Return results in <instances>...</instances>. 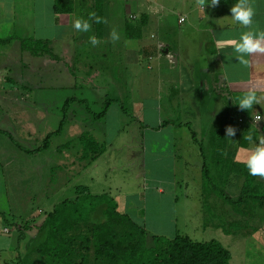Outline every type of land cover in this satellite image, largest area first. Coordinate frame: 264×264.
<instances>
[{
  "label": "crops",
  "instance_id": "crops-1",
  "mask_svg": "<svg viewBox=\"0 0 264 264\" xmlns=\"http://www.w3.org/2000/svg\"><path fill=\"white\" fill-rule=\"evenodd\" d=\"M36 1L38 0H0V33H14L17 38L31 37L19 34L36 31L35 25L37 21L42 23L39 18L42 13L39 14L38 11L45 12V17L50 19L46 23L50 21L57 29L66 28L72 24V16L75 13L74 5L72 12L58 14L54 11L55 2L58 0H42V2L46 1V4L42 8H38ZM62 1L74 2V0ZM91 1L93 2V0ZM120 1L123 2L124 8L123 17L120 18L123 22L126 38L138 41L136 52L131 51L134 55L133 60L139 62L143 58L145 60L148 58V62L155 61L157 67H161L167 61L172 67L169 68L170 70L178 69V76H175V79L166 78L171 85L169 94L166 92L165 97H167V100L163 102L160 93L152 98L153 111H150L149 105L145 107L144 101L134 99L135 95L132 93H127L126 95L127 98L132 96L129 100L131 108L129 107L128 111H126L121 105L122 110L127 114H131L132 112L136 114L140 110V115L143 116L146 112H153L156 123L150 128L153 129L154 133L163 132V138L162 140L153 139L151 144L147 145L145 138L141 139L138 136V124L137 126H133V123L130 122L132 135L133 131L137 135L132 136L133 138H122L119 129L115 136L108 139V127L103 120L107 118L108 111L113 102H118L114 100L106 109L105 115L99 120L101 127L98 130L97 137H94L87 130L81 131L75 137L82 146L80 157L83 161L87 160L88 162V165H84L80 173H87L89 177L87 181L85 179L83 182H78L77 185L73 181L68 185L74 188L79 185L86 186L94 195L107 194L116 201L118 205L117 211L120 214H127L122 212V204H129V201L126 203L125 200L122 203L121 196L124 190L117 184H114L113 187L112 183L108 185L107 174L113 176L118 171L126 170L129 172L128 170H131L135 176L146 178L148 168H150L148 160L157 161L159 160L156 155L158 152L166 153L172 162L171 171L178 172L181 170L184 172L183 176L186 177H190L195 171H198V229L201 230L202 237H198V240H196L186 233H176V235H188L193 240L201 242L212 239L220 241L231 253L230 264H256L261 262L259 258H264V233L257 236L259 239V249L246 250V248H243L240 250V247L235 249L234 239L238 235L233 232L230 225L234 224L238 219L243 220L247 217H250V222L256 220L258 222L260 220L258 209L264 201H259L258 204L256 202L254 204L244 202L243 207L247 204L250 208L236 211L233 202H228L222 195H219L218 185L206 186L204 184L203 175L204 164L206 163L209 168L210 178L211 176L223 178L225 183L220 188L226 195L235 200V195L231 193L230 189L233 188L236 196L239 197L244 187V177L240 174L236 175L233 171L234 169H231L229 162L233 166L237 154L245 153V151H249L254 147V145L249 144L247 141V135L252 134L254 139L259 135H264V54H253L250 57V68L245 67L234 58L232 45L238 39L239 33L246 31L243 26L233 24L231 17L228 16L231 15L230 9L232 4L236 3V0H221L217 7H206L205 11L198 7L197 0ZM251 3L255 9L253 27L264 30V0H251ZM94 4L92 3V5ZM106 8L104 6L105 10H102V15L106 13L113 14L108 12ZM113 16H117V14H113ZM36 17L39 20L36 21ZM181 17L186 18L183 23H180ZM97 36L101 40L105 39L104 35ZM45 40L50 42V47L53 50L54 42L50 39ZM56 42H58V39ZM64 44V53H56L60 60H54L50 56H34L27 51H22L19 39H13L8 43H0V72L10 73V71H13V66L19 63L24 68L25 73L27 72L29 76H33L37 80L39 76H43L44 73L52 69V78L58 79L61 76V78L64 77L66 79L67 85L62 88L76 87L75 75L72 73V67H70L73 64H69L72 58L69 55L74 50L73 44L75 42L66 41ZM72 56L74 57V55ZM11 60L16 64L11 63ZM106 60L107 58L101 62L100 68L98 65L91 66L90 69L94 70L93 77H85L87 84L91 86L93 91L97 89L102 91V88H104L101 85L95 84L94 80L96 81L98 78L104 84L108 81L111 84L116 81L110 72H105V70L107 71ZM61 67H64L63 69L66 71ZM148 68L151 69L150 64ZM162 74L160 77L161 81L164 79L162 78ZM9 81L14 82L12 78ZM23 84L22 88L0 89V98L7 92L9 99L6 100V103H8L6 107H10L11 111L15 110V113L21 111L23 116H26V109L29 108L32 102L29 101V104L25 102V96L29 97L31 94L28 82ZM250 89L257 90L261 102V105H254L252 112L241 110L239 105L235 104ZM104 98H108L107 94H105ZM188 99L189 102L186 101ZM35 105L36 103L33 106ZM182 105H184L183 112H178L180 110L179 107ZM193 107H198V118H196L198 120V134L188 115L195 113ZM34 111L35 113L37 112L36 107ZM174 112L179 118L173 119L170 117V114ZM178 113L184 114L182 121V117ZM257 115H261L262 117L259 121H255L254 119ZM135 118L138 117L135 116ZM136 120L144 124L142 119ZM82 124L85 123L82 122ZM147 126L149 127V125ZM190 126L197 134V139H194ZM228 126L236 129V134L231 139L225 137ZM170 128H172V132H178L181 129H186V132L182 136H179V138L175 136L172 138L167 136L166 138L164 134ZM86 132L92 135L99 145L103 147V151L95 159H91L90 157L83 158V145L80 137ZM166 146H170V148L167 149ZM123 153L126 155L124 156ZM180 160H184L185 163H179ZM102 161L106 162L103 165V177L108 186L101 189L102 178L100 179L96 172L89 171L91 168L97 171L98 168L103 169L100 166ZM210 169L212 173H210ZM260 180L264 182V177H260ZM135 190L127 192L128 195H131L130 197L133 198V201L134 197H139L141 194L140 187H138L137 192ZM159 191L165 192L162 188H159ZM74 198L75 195L65 199ZM65 199L54 201L51 204L52 210ZM200 202L201 204L199 205ZM206 208L214 209L215 211L209 218L208 215L204 214ZM48 213L42 218L40 217L41 215L32 214L31 217L24 220L29 221L31 229L28 231L22 232L16 225H7L11 228L10 233H0V264H20L19 261H22L23 258L27 260L36 259L39 256L38 252H34V247L39 246L46 235L41 236L40 234H36V230L43 223ZM5 219H8L6 211H0V225H6L4 223ZM244 223L247 226H251V228L264 230V220L262 221L263 224L258 222L257 225H251L248 222ZM13 228L18 231L17 238H13L11 235ZM207 232L212 236L209 237L208 235V237H205L204 233ZM153 236L150 239L149 236L147 237L149 244L153 243ZM249 237L255 238L252 235H249ZM244 238H246V235ZM25 241L26 243H24ZM28 241L31 242L28 244ZM241 256H243L242 261L237 259V257Z\"/></svg>",
  "mask_w": 264,
  "mask_h": 264
},
{
  "label": "rangeland",
  "instance_id": "rangeland-1",
  "mask_svg": "<svg viewBox=\"0 0 264 264\" xmlns=\"http://www.w3.org/2000/svg\"><path fill=\"white\" fill-rule=\"evenodd\" d=\"M92 3L95 4L92 5ZM36 4L38 8H42L46 4V1L42 2V0H38ZM73 5L75 12L74 16H72L73 21L77 17L87 19L90 12H95L98 16L106 20L107 23L97 24L91 21L92 29L89 33L77 32L72 27L73 21L72 24L68 25L66 28L62 27L57 29L50 21L48 22L49 24L46 23L47 20L50 19L45 17V12L38 11L39 14L42 13L39 17L42 23L37 21L39 20L38 17L35 18L38 23V26L37 23L35 25L36 31L31 33H20L19 35L52 40V42H54L53 51L57 54L64 53L63 48H65L64 43L66 41L75 42V44H73L74 50H72V54L69 55L73 60L71 58L69 64H73L70 67H72V73L75 75L74 80L76 82V87L62 88L67 85L66 79L64 77L61 78V76H59L58 79L52 78V69L44 73L43 76H39L37 80L33 76H29L27 72L25 73L24 68L21 67L19 63L13 66V71H10V73L0 72V89L22 88L24 85L23 83L28 82L31 96H29V94V97L25 96V102H27V104H29V101L32 102L29 108L26 109V116H23L21 111L15 113V110L11 111L12 109L10 107H6V104H8L6 100L9 99L7 92L0 98V211H6V215L11 221L22 222L31 217L32 214L41 215V218L44 217L47 212L52 210L51 204L54 203V201L71 198L75 195V188L68 185L69 183L73 181V183L77 185L78 182H83L85 179L87 181L89 175L87 173L81 174L80 172L83 166L88 162L87 160L83 161L80 157L82 146L75 137L83 130L90 131V134H93L94 137L98 136V130L101 127V124H99L100 119H95L93 113L102 112L106 107L107 99L118 101H112L113 104L108 111L107 118L103 120L108 127V139L115 136L119 129L122 138H133L132 136L137 135L134 131L132 135L130 122L133 123V126H137L138 124V136L141 139L145 138V143L147 145H150L153 139L162 140L163 138V132L154 133L153 129L150 128L156 123L153 112H146L143 116L140 115V110L136 112V114H133V112L127 114L122 110L121 104L125 107V110L128 111L129 107L131 108L129 100L132 96L127 98L126 95L127 93H132L135 95L133 97L134 99L144 101L145 107L149 105L150 111H153L154 108H152L151 104L152 98L160 93L162 101L164 102L167 100V97H165L166 92L169 94L171 87L167 79H175V76H178V69L170 70L169 68L172 67L167 61L161 65V67H157L156 62H148V58L146 60L143 58V60L139 62L133 60V52H136L138 41L126 38L123 22L120 18L123 17L124 10L122 1L100 0L97 5V0H93V2L91 0H74ZM104 6L107 7L106 10L108 12L114 15L117 14V16H113V14L109 13L102 15ZM113 30L119 34V40L114 41L111 38ZM93 34L97 38L99 37L97 35H104L105 39L101 40L98 38L100 43L96 46H92L89 42V37ZM12 35H14V33L2 32L0 33V38H6ZM57 39L58 42H56ZM72 55H74V57ZM105 58H107L105 61L107 63L105 64L107 66V71L105 70V72H110L116 81L112 84L110 81L104 84L98 78L96 81L94 80L95 84L101 85V87L104 88H102V91L98 89L93 91L91 86L87 84L85 77H93L94 70L90 69L91 66L98 65L100 68V64ZM11 63L16 64L12 60ZM149 64L151 69L148 68ZM61 68L63 69L64 67ZM63 70L66 71L65 69ZM161 73H163V81H161L160 78ZM10 78L14 80L13 83L9 81ZM105 94H107V99L104 98ZM68 99H73V101L70 103L68 109H66L67 119L64 123L63 131L52 136L48 148L38 151L37 153L27 152L26 149L33 150L42 146L47 135L59 128L60 122L65 114L64 106ZM186 101L189 102V99ZM34 103H36L35 106H33ZM35 107L37 110L36 113L34 111ZM179 108L180 110H178V112L184 110V105ZM16 110L18 109L16 108ZM21 110L23 109L21 108ZM193 110H195V113L188 115L198 134V120H196V118H198V107H193ZM170 115L173 119L179 118L175 112ZM181 117L182 121V119H184V114H182ZM136 119H142L144 124ZM82 122L85 124H82ZM147 125H149V127ZM185 132L186 129L172 132V128H170L164 135L166 138L167 136L179 138V136H182ZM166 147L167 149L170 148V146ZM250 151L251 150L237 154L233 166L229 162L231 169H234L233 171L236 175L239 174L236 172L239 168L235 165L243 163ZM123 155L125 156L126 154L123 153ZM156 155L159 160L154 161L150 158V160H148L150 168H148L147 175L145 176L146 178L143 176H135L131 170L127 169L129 172L126 170L118 171L113 176L107 174L108 185L112 183L113 187L114 184H117L124 190L121 196L122 203L124 202L123 200H125L126 203L129 201V204H122V212L127 213L135 222L144 225L148 231L149 239L153 235H162L172 238L176 233H186L198 240V237H202V232L198 229V171H195L190 177L183 176L184 172L181 170L178 172L170 170L172 162L169 155L166 153L163 154V152H158ZM102 163L100 166L103 169L98 168L97 171L91 168L89 171L96 172L97 176L100 177V179L102 178L101 189L102 187L106 188L108 186L103 177V165H105L106 162L102 161ZM179 163L183 164L185 161L180 160ZM211 165L214 166L213 164ZM210 173H212L211 169ZM194 174L196 175L193 177ZM211 181L212 184L207 185H218V192L221 196L222 189L220 187L224 186L225 180H223V178H214L211 176ZM138 187H140L141 194L139 197H134L133 201V198H131V195H128V193L133 192L134 189H136L135 192H137ZM159 188L164 189L165 192H160ZM230 191L235 195L234 198L235 201H237L238 196H236L234 189L232 188ZM251 194H264V182L260 180V177L258 181H256L255 189H253ZM246 201L250 204L255 203V201L252 200ZM258 202L259 201H256V204H258ZM200 204L201 202L199 205ZM260 205L258 209L260 220L258 222L263 224L264 202ZM233 206L236 211H243L250 208L247 204L243 207L244 204L239 205L235 202ZM214 212V209L206 208L204 214L208 215L209 218ZM249 219L250 217L244 218L243 220L238 219L234 224L230 225L233 232L238 235V237L234 239L235 249L239 247L240 250L243 248H246V250L259 249V239L257 236L264 233V230L247 226L244 222H248L251 225H257L258 223L257 220L250 222ZM219 220L221 221V219ZM1 222L3 223V221ZM110 222L109 220H105L101 223H90L87 225V229L91 236L99 234V237L92 238V246L85 250L84 254L87 256L89 255L91 260L87 264H95L93 258L95 256L94 250H96L95 247L97 245L99 247L107 240L118 242L128 236H134L133 239H135L134 233H131L132 235L127 234L129 231L126 225H116ZM38 228L39 227H37L36 234H40ZM17 232L18 231L13 228L11 232L13 238H17ZM204 234L205 237H208V235L209 237L212 236L208 232ZM40 235L45 236L46 232L43 231ZM245 235L246 238H244ZM249 235H252L256 239L249 237ZM46 238L47 237H45L42 242H44ZM97 239L98 242L95 243ZM30 242L31 241H28L27 243L29 244ZM24 243H26V241ZM73 246V254H69L68 259L74 258V260H78V251L76 248H73ZM99 255V258H97L99 259L98 264H110L109 252L105 250ZM237 259L242 261L243 256L237 257ZM259 261L261 262L256 264H264V258H259ZM19 262L20 264H36L34 259L27 260L23 258L22 261Z\"/></svg>",
  "mask_w": 264,
  "mask_h": 264
},
{
  "label": "trees",
  "instance_id": "trees-1",
  "mask_svg": "<svg viewBox=\"0 0 264 264\" xmlns=\"http://www.w3.org/2000/svg\"><path fill=\"white\" fill-rule=\"evenodd\" d=\"M99 2L100 0H97V5ZM54 11L58 14L70 13L73 11V2L58 0L55 2ZM13 39L20 40L22 51H27L34 56H50L54 60H60L58 55L51 49L50 42L45 39L34 37L17 38L16 35H13L5 39L0 38V43H8ZM72 101L73 99L66 101L64 106L65 114L59 128L47 135L42 146L27 150V152L37 153L49 147L52 136L63 131L64 123L67 119L66 109H68ZM112 101L108 99L105 109L100 113H93V117L101 119ZM122 107L125 110V107ZM190 129L194 139H197V134L191 126ZM80 141L83 145V158L90 157L95 159L103 151V147L87 132L81 135ZM235 166L239 168L236 172L244 177V187L237 201L221 190V195L225 200L239 205L247 202L246 200L255 202L264 200V194H251L259 177L250 175L244 163L236 164ZM203 175L204 184L210 186L207 184H212V181L206 163L204 164ZM117 207L116 201L109 195H94L89 191L88 187L76 186L75 198L65 199L57 204L47 214L43 223L38 226V232L40 234L43 231L46 232L47 238L39 246L34 247V252L39 253V256L34 259L36 264L89 263L91 260L89 255L84 254L85 250L92 246V238L99 237V234L91 236L87 225L90 223H101L105 220H109L111 221L110 223L116 225H126L129 231L126 233L128 235L134 233L135 239H133L134 236H128L118 242L107 240L109 242L105 241L99 247L96 244L97 248L95 247V256L93 258L95 264L96 262L97 264L99 263L97 258L105 250L109 252L110 264H230V251L216 239L201 242L193 240L188 235L177 234L172 238L154 235L153 243L149 244L147 240L148 231L145 226L135 222L127 214H120L117 211ZM4 221L6 225L18 226V229L22 232L31 229L29 221L15 222L11 221V219H5ZM97 242L98 239L95 243ZM72 246L78 251V260H74V258L68 259L69 254H73L72 251H74Z\"/></svg>",
  "mask_w": 264,
  "mask_h": 264
},
{
  "label": "clouds",
  "instance_id": "clouds-1",
  "mask_svg": "<svg viewBox=\"0 0 264 264\" xmlns=\"http://www.w3.org/2000/svg\"><path fill=\"white\" fill-rule=\"evenodd\" d=\"M221 0H197L198 7L205 11L206 7H217ZM231 21L233 24L243 26L246 31H242L238 35V39L232 45L233 56L245 67H251L250 57L253 54H264V30L253 27V17L255 15V9L252 6L251 0H236V3L232 4L230 9ZM94 21L97 24L107 23L106 20L98 16L95 12H90L88 18L77 17L72 24V27L77 32L89 33L92 29V23ZM111 38L119 40V34L113 30ZM89 42L92 46H96L100 43V40L93 34L89 37ZM239 105L241 110L253 111L255 104H260V97L257 90L250 89L235 103ZM261 115H257L254 119L259 121ZM236 129L232 126L226 128V136L231 139L235 136ZM249 144L254 145L251 151L247 154L246 159L243 161L248 172L252 176L264 177V135H259L254 139L252 134L246 137ZM258 141V142H257Z\"/></svg>",
  "mask_w": 264,
  "mask_h": 264
},
{
  "label": "built area",
  "instance_id": "built-area-1",
  "mask_svg": "<svg viewBox=\"0 0 264 264\" xmlns=\"http://www.w3.org/2000/svg\"><path fill=\"white\" fill-rule=\"evenodd\" d=\"M186 20L185 17L180 18V23H183ZM256 117V116H255ZM11 228L7 225H0V233L8 234L10 233Z\"/></svg>",
  "mask_w": 264,
  "mask_h": 264
}]
</instances>
